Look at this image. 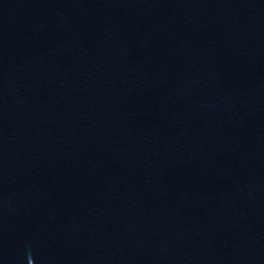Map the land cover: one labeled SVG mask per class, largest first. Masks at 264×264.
<instances>
[{
    "label": "water",
    "instance_id": "obj_1",
    "mask_svg": "<svg viewBox=\"0 0 264 264\" xmlns=\"http://www.w3.org/2000/svg\"><path fill=\"white\" fill-rule=\"evenodd\" d=\"M0 264H264V0H0Z\"/></svg>",
    "mask_w": 264,
    "mask_h": 264
}]
</instances>
